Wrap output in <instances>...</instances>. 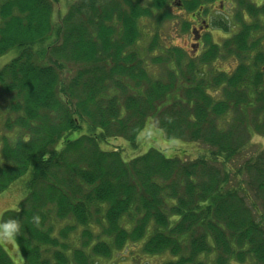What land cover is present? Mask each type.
Wrapping results in <instances>:
<instances>
[{
  "label": "trees",
  "instance_id": "obj_1",
  "mask_svg": "<svg viewBox=\"0 0 264 264\" xmlns=\"http://www.w3.org/2000/svg\"><path fill=\"white\" fill-rule=\"evenodd\" d=\"M60 1L0 0V55L19 50L0 68V193L22 177L27 189L0 226L19 225L23 263L139 244L168 253L161 264H264V148L243 153L264 135V0H73L55 21ZM215 2L232 6L205 21L220 41L165 43L164 25L188 32ZM147 120L196 154L101 147L135 142ZM0 264H14L2 245Z\"/></svg>",
  "mask_w": 264,
  "mask_h": 264
},
{
  "label": "rangeland",
  "instance_id": "obj_2",
  "mask_svg": "<svg viewBox=\"0 0 264 264\" xmlns=\"http://www.w3.org/2000/svg\"><path fill=\"white\" fill-rule=\"evenodd\" d=\"M73 0H67V4H69ZM64 1H60L58 4H54V20H58V16L60 13L65 11ZM65 3V6H66ZM219 3L215 2L212 6H210L209 11L205 14V16H201L198 19H193L190 29L188 32H181L180 29L176 26L174 23L166 24L162 28V35L164 37V41L166 44L171 45L175 44L177 46H182L187 50L188 52H193V49L198 48V45L195 48L191 47V44H195L196 41L194 39V34L197 35L198 33L201 35L206 31H209L212 35V39L215 41H220L226 33L222 31L221 29L205 26L203 28H200L201 20L204 19L205 21H211V19H220L222 15L228 14L227 11L232 9L231 4L224 3V7ZM172 11L175 14H179L180 9L179 6L176 4H172ZM222 8V9H221ZM181 15V13H180ZM149 22H147L146 27L148 26ZM208 27V28H207ZM195 33H194V32ZM194 33V34H193ZM198 36V35H197ZM145 40H141V43L138 42V45L142 48L145 45V42L147 39L144 37ZM19 50L17 47H13L9 50H7L5 53L0 55V68L8 63L12 58H14L18 54ZM148 58V57H146ZM223 67H228L229 65L233 66L234 64L229 62H222L220 64ZM148 121V120H147ZM2 131V128L0 126V132ZM77 134V132H73L71 135L74 137ZM109 143H102L101 147L103 148H110V147H117L120 149L121 155L123 159H130L131 157L138 155L140 153L145 152L150 147H155L159 149H167L166 152L167 155H171L173 150L177 149H184L187 152L190 153V155L196 154V147H198L195 144H192L190 142L180 140V139H165L162 137L159 131H157L154 127L153 122L148 121L144 129L139 133V135L136 138V141L131 143L129 141H126L122 138H113L109 140ZM259 147L264 148V135L258 134L257 132H254L250 135V145L246 150H244V154L247 152L249 153L252 148ZM185 159H189L186 155L184 156ZM194 157V156H193ZM25 177L19 178L18 180L14 181L7 189H5L3 192L0 193V220L1 215L6 210H16L18 209L19 202L24 198L27 189L24 183ZM73 224L70 220H61L56 221L55 224L57 226H62L65 224ZM1 225V224H0ZM1 228V226H0ZM81 227L78 226V229ZM92 229L94 230V233H97L98 230L96 226H92ZM55 233V230L53 231ZM79 232L77 229L68 230V240H72L73 237ZM3 233V229L1 228V233ZM70 234V235H69ZM11 239L4 238L2 235H0V245L4 247V249L7 251V253L10 255L11 259L13 260L14 264H23V259L21 258V252L19 250H15L14 243L10 244L9 242ZM76 245V242L73 241L68 245L69 247H74ZM12 255V256H11ZM16 256L20 258H15ZM169 258L168 253L160 254V255H147V254H141L140 252V245L139 244H129L126 247H123L121 250L116 251L111 255L109 258L104 257H97L94 256L92 258L91 264H161L164 261H166ZM22 259V260H21Z\"/></svg>",
  "mask_w": 264,
  "mask_h": 264
},
{
  "label": "clouds",
  "instance_id": "obj_3",
  "mask_svg": "<svg viewBox=\"0 0 264 264\" xmlns=\"http://www.w3.org/2000/svg\"><path fill=\"white\" fill-rule=\"evenodd\" d=\"M4 231L2 235L4 238H8L14 234L15 231L18 230L19 225L15 221H9L4 224Z\"/></svg>",
  "mask_w": 264,
  "mask_h": 264
},
{
  "label": "water",
  "instance_id": "obj_4",
  "mask_svg": "<svg viewBox=\"0 0 264 264\" xmlns=\"http://www.w3.org/2000/svg\"><path fill=\"white\" fill-rule=\"evenodd\" d=\"M198 36L195 34V38H197ZM192 47H194V45H192Z\"/></svg>",
  "mask_w": 264,
  "mask_h": 264
}]
</instances>
